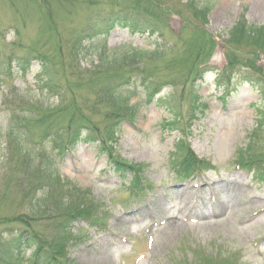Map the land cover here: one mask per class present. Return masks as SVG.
Returning a JSON list of instances; mask_svg holds the SVG:
<instances>
[{"label": "rangeland", "instance_id": "obj_1", "mask_svg": "<svg viewBox=\"0 0 264 264\" xmlns=\"http://www.w3.org/2000/svg\"><path fill=\"white\" fill-rule=\"evenodd\" d=\"M188 2L0 0V58L11 54L14 57L43 55L52 61L56 73L53 82L62 87L61 98L44 91L40 65L34 62L24 78H18L14 70L12 80H7L8 83L0 88L1 254L4 251L8 254L22 225H35V230L50 237L59 219L57 213L29 210L33 182L25 179L19 167L15 172V153L5 136L7 110L14 105L21 117L28 118L35 116L31 111L35 108L56 111L66 103H74L76 110L84 109L85 115L101 129L105 115L111 110L94 104V100L108 77H96L87 71L96 62L97 51L114 54L128 49L153 52L157 58L152 60L150 55L146 56L145 70L155 72L163 80L174 81L180 90L179 87H189L191 81L185 75L183 56L191 50L193 31L199 33L203 29L207 39L211 37L215 41L214 53L211 49L209 64L206 59L192 63V67L186 62L189 71L202 69L207 64L219 71L230 65L234 56L243 64L247 58L252 59L253 67L261 72L238 67L229 84L224 85L228 87L227 93L217 90L211 75L206 77L204 84L197 83L205 111L190 125L183 119L178 127L186 130L185 134L159 128L161 121L171 119L165 104L169 100L167 96L171 95L169 89H165L159 101L151 105H145L140 97L130 98L128 106H134L135 117L132 123H121L114 152L128 163L143 166L144 179L156 187L141 201H125L127 196L122 194L116 176L110 173L107 158L99 155L92 145H78L68 154L56 166L59 175L76 187L89 190L95 200L107 206L108 219L105 229L88 228L84 222L74 225L71 234L79 235L80 240L67 248L66 258L72 264H84L88 260L96 264H178L180 260L193 259L194 252H206L231 254L240 260V264H264V183L251 174L248 177L241 171L236 172L233 165L236 154L248 146L249 139L254 140L256 134L254 148H264V103H260V96L250 86L242 83L244 78L256 79L264 88V57L258 54L256 60L248 51L226 44L228 31L243 13L247 23L264 24V0H193L194 8ZM135 8L144 12L133 11ZM203 8L209 9L205 19L197 17V12ZM94 11L125 13L128 17L134 16L140 24H147V12L160 17L162 28L154 35L150 34L151 38L116 28L101 42L89 44L84 40L82 45L87 53L83 54L84 49L79 51L84 55L80 67L87 70H79L74 62L70 63L69 56L75 60L76 50L71 51L72 47L88 34L87 21L94 17ZM168 13L171 16L166 17ZM15 28L18 29L16 37ZM94 40L97 39L91 41ZM70 68L74 70L72 73ZM181 112L184 117L185 107ZM182 136L197 157L209 162L215 171L199 174L194 180L185 182H179L169 172L168 154ZM237 177L242 183L239 188H233L235 191L212 189L214 196H196V204L193 195L190 200L191 190L197 195L199 190L195 187H201L203 183L220 184L226 179L237 180ZM21 183L27 186L23 187ZM176 186L190 189L187 200L182 202L176 198L182 197L176 193ZM153 195V199L161 198L158 208H153L156 212L145 215L139 213L141 210H133L139 209ZM200 210H214L216 215L202 217ZM162 223L164 225L160 226ZM148 236L153 238L150 248L147 247ZM29 254V251L25 252L22 258H30ZM140 256L143 258L137 260Z\"/></svg>", "mask_w": 264, "mask_h": 264}, {"label": "trees", "instance_id": "obj_2", "mask_svg": "<svg viewBox=\"0 0 264 264\" xmlns=\"http://www.w3.org/2000/svg\"><path fill=\"white\" fill-rule=\"evenodd\" d=\"M188 4L194 8L192 6V4H194L193 0H189ZM208 12L209 9L207 8L201 9L197 12V17L205 19ZM152 30L154 31L155 29ZM227 35V45L230 48H240L243 52L248 51V54H251V57L256 60L258 54L264 55V24L262 26L248 24L244 20V16H241L237 23L229 30ZM191 39V50H187L184 54L183 60L185 62L183 65L185 75H188V78L191 80L190 87L188 88L187 102L191 115L194 116L197 111L198 101L197 91H193V82L201 79L203 71L199 68L189 71L186 67V62L190 63L192 67V63L197 64L198 61L206 59L210 54L211 49L213 50L214 48V42H212L209 37L207 39L202 30L199 31V33L193 31ZM79 42L80 40L78 43ZM148 55H150L152 60H156L157 58L154 53L146 54L145 52L132 50L120 54L100 52L97 59V65L90 66L91 68L89 71L93 76L103 78L108 77L104 86L96 94L94 104L103 105L111 110L109 115H105V119H103L102 122V135L109 141H115L114 138L117 134L118 125L117 121L120 113L132 112L126 104L130 95L123 90V88L130 84L129 71H133L135 74H143L147 80L145 83H149L154 91H156L162 84L159 81H148V78L146 77L144 66L146 65L145 58L146 56L148 57ZM75 58L77 60L78 52ZM252 63L253 60L247 58L245 64H243L242 60L238 57L234 58L232 62L234 65L238 64L261 72L259 68L256 69L253 67ZM230 68H232V66H230ZM143 75L141 76L143 77ZM75 119V115H71V122L75 121ZM15 132V128H10L8 134L9 142L13 146L16 154L17 166L15 172H17V168L19 167L20 173L23 174L25 179L33 182V189L30 192V194H32V200L29 210L31 212L34 210H43L46 213L52 212L53 214H65V216L70 219L90 217L97 206L92 204H90V206L87 203H83L80 198V192L76 190L75 187L68 183H60L59 179L50 171L51 162H40L37 156L31 158L32 154L34 155V152L16 140L15 137L19 135ZM174 161L180 163L183 168L186 166L188 171H191L194 168L195 163H197L196 160L193 159L188 147L182 141L175 144ZM118 162L119 161L115 163L116 166L122 168H117V171L120 174H125L124 169H126V167ZM21 186L26 187L27 184L21 183ZM42 189L43 192H41L40 197L36 198L35 192L38 190L42 191ZM61 232L62 235L56 240V245H60V247L64 246L63 244L66 241L64 227L61 228Z\"/></svg>", "mask_w": 264, "mask_h": 264}, {"label": "bare ground", "instance_id": "obj_3", "mask_svg": "<svg viewBox=\"0 0 264 264\" xmlns=\"http://www.w3.org/2000/svg\"><path fill=\"white\" fill-rule=\"evenodd\" d=\"M240 179L237 178V180H225L222 184H214L213 185V188L214 189H218L219 191H222V190H227V192L230 190V191H235V189L233 188H239L240 186ZM232 189V190H231ZM177 194H181V198L179 197H176L178 198L180 201H184V200H187L189 194H190V189L188 188H181V189H178L176 191ZM191 198V197H190ZM213 215V213L211 214ZM84 264H96L93 260L90 261H85Z\"/></svg>", "mask_w": 264, "mask_h": 264}]
</instances>
